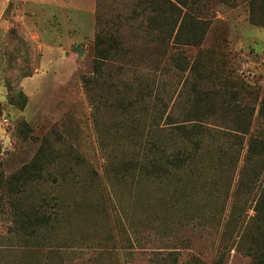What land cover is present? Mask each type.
<instances>
[{
  "label": "rangeland",
  "instance_id": "rangeland-1",
  "mask_svg": "<svg viewBox=\"0 0 264 264\" xmlns=\"http://www.w3.org/2000/svg\"><path fill=\"white\" fill-rule=\"evenodd\" d=\"M249 1L213 0L199 10L210 22L202 45L178 48L185 50L194 70L163 75L162 82L157 76V84H162L161 98L171 96L176 103L191 96L193 88H226L255 101L250 134L259 135L264 132V118L258 117L264 114V29L249 23ZM134 10L135 0H0V177H10L32 162L44 139L57 154L23 204L0 190V236L14 225L13 209H27L34 200L43 199L42 212L52 210L60 217L40 253L0 254V264L251 263L239 246V227H232L231 234L226 231L233 209H245L247 221L254 214L255 194L234 196L238 172L221 203L211 207L215 220L205 218L201 224L189 221L197 201L185 205L181 199V191L192 193L191 185L182 190L173 177L148 183L122 171L119 162L127 152L113 133L112 85L129 80L132 65L139 74L143 71L149 45L144 19ZM101 28H112L129 53L97 73L93 44ZM119 66L126 67L121 72ZM85 76L95 81L91 96ZM19 93L26 99L23 107L14 104ZM180 112L173 110L177 120ZM135 115L144 117L140 109ZM200 164L203 177L218 176L206 159ZM191 178L196 180L190 177V184ZM67 213L71 217L66 220ZM50 248L58 252L48 254Z\"/></svg>",
  "mask_w": 264,
  "mask_h": 264
},
{
  "label": "trees",
  "instance_id": "trees-1",
  "mask_svg": "<svg viewBox=\"0 0 264 264\" xmlns=\"http://www.w3.org/2000/svg\"><path fill=\"white\" fill-rule=\"evenodd\" d=\"M135 1L138 12L134 10V13L144 19V33L149 45L146 47L148 57L143 71L139 74L132 65L131 78L112 85L110 107L114 114L113 133L124 141L127 152L119 162L122 171L125 176L137 177L148 183L159 181L156 178L160 177H173L175 187L182 190L191 185V194L184 195L181 191L185 205L193 200L198 203V209L192 213L194 218L189 221L209 218L210 223L215 220L211 207L219 201L221 203L223 191L227 195L232 177L238 172L234 196L250 198L255 194L254 214L247 221L245 209L239 212L237 208L233 209L226 223V231L229 234L232 227H239L238 243L244 249V254L251 258L250 264H264V132L250 134L257 114L255 101L243 100L238 93L226 88L218 91L193 88L190 90L191 96H186L184 100L179 97L181 101L176 103L171 96L167 100H164L166 96L161 98L162 84H157V76L161 80L163 75L194 70V63L189 67L185 50L178 48H198L202 45L210 22L206 17L199 16L198 12L213 0ZM247 9L249 23L264 29V0H250ZM115 34L112 28H101L96 33L93 44L94 72H101L103 65L119 62L129 53L122 48ZM121 67L126 66L118 67L122 72L124 69ZM83 81L85 86H89L87 93L91 96L95 92L94 78L85 76ZM19 94L20 98L14 104L23 107L26 99L22 93ZM261 103V111H264L263 101ZM137 109L143 111L144 117L135 115ZM173 110H181V120L174 118ZM258 117L264 118V114L259 113ZM218 120L224 122L223 125L227 124L226 127L219 125ZM246 137L249 138L246 140ZM218 141H223L222 145L215 147ZM245 148L243 163L238 170ZM56 155V150L44 139L32 162L10 177H0V190H4L3 193L6 191L8 197L17 196L15 200L18 202L27 199L30 191L43 182L41 175L44 169L55 163ZM204 159L210 167L213 166L212 173L216 172L217 177L213 174L212 179L203 177L200 168L203 164L200 163ZM106 172L108 174V169ZM230 174L231 177H228ZM190 177L196 180L202 178L197 182L191 178L193 182L190 184ZM166 185H171V182ZM225 185L228 186L224 189ZM40 201L44 202L43 199ZM43 202L34 200L26 205L27 209H13L11 217L14 225L6 236H0V254L15 251L22 254L40 253L46 248L42 244L49 240L48 234H52L57 223H60V217L52 210L42 212ZM202 210L208 215L205 216ZM185 214H188L186 209ZM70 217V213H67L65 219ZM47 252L52 254L58 250L50 248ZM157 264L171 263L159 261Z\"/></svg>",
  "mask_w": 264,
  "mask_h": 264
}]
</instances>
